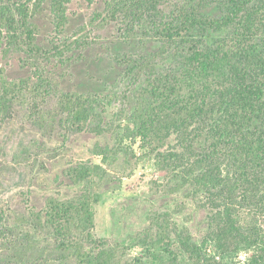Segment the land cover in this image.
<instances>
[{
  "label": "trees",
  "instance_id": "1",
  "mask_svg": "<svg viewBox=\"0 0 264 264\" xmlns=\"http://www.w3.org/2000/svg\"><path fill=\"white\" fill-rule=\"evenodd\" d=\"M34 1L17 2L15 9L0 5V29L9 48L27 54L26 62L39 74V91L50 85L46 75L52 72L51 63H62L67 53L87 49L92 42L84 32L57 49L38 44L31 25ZM213 2L111 0L98 28L114 21L126 23V32L142 27L143 36L158 49L150 55L114 57L125 68L132 91L62 92L58 105L72 133L88 129L97 135L114 131L105 116L115 109L117 120L126 119V138L140 139L160 170L182 174L175 192L191 185L202 196L203 207L211 213L207 239L224 254L252 248L255 254L248 264H264V0H225L218 3L220 15L205 12ZM69 3L50 0L60 34L68 24ZM4 73L0 71L2 113L26 87L7 80ZM130 94L136 102L131 112ZM172 136L176 149L169 152ZM113 153L100 150L97 155L105 162ZM106 174L93 163L71 166L66 175L72 184H84L82 193L66 200L47 199L43 226L62 253L58 264H144L125 260V242L95 234V179ZM247 214L253 223H247ZM4 217L0 211V229ZM144 234L136 245L148 250L153 264H175L163 258L174 253L172 235L190 259L196 257L191 264H229L202 261L188 228L180 231L168 216L156 218ZM129 239L136 243L137 237Z\"/></svg>",
  "mask_w": 264,
  "mask_h": 264
},
{
  "label": "rangeland",
  "instance_id": "2",
  "mask_svg": "<svg viewBox=\"0 0 264 264\" xmlns=\"http://www.w3.org/2000/svg\"><path fill=\"white\" fill-rule=\"evenodd\" d=\"M24 1L0 0V5L12 7ZM110 1L70 0L64 34L56 29L50 0H35L38 7L33 6L34 2L30 4L31 25L41 46L57 49L78 40L84 32L92 42L87 49L67 53L62 63H51L46 90L37 91L38 72L26 62V53L8 47L5 32L0 29V71L4 70L7 80L26 84L25 91L3 113L0 110V211L5 213L0 229V264L59 263L62 253L43 226V214L50 196L66 200L82 193L84 184L74 185L66 175L69 167L81 163L101 165L107 172L102 179H95L94 192L99 198L95 205V234L98 238L125 242L129 246L125 260L153 264L148 250L136 244L156 218L168 216L180 231L188 228L202 261L206 258L229 264L250 263L254 249L224 254L207 239L211 213L203 207L202 196L195 194L191 185L175 192L176 186L182 184V174L160 170L140 139L126 138V119L117 120L115 109H109L105 116L106 124L113 125L114 131L104 135L88 129L72 133L64 123L58 105L60 93L132 91L125 68L114 57L150 55L159 47L143 36L142 27L126 32V23L114 21L100 30L101 16L108 14ZM223 1L214 0L205 12L220 15L218 3ZM129 99L131 112L136 102L131 94ZM175 149L176 137L172 136L166 150ZM100 150L114 153L104 162L97 155ZM245 220L251 224L253 216L247 214ZM133 236L137 237L136 243L129 239ZM151 236L154 240L153 232ZM172 238L173 255L156 252L175 264L193 263L196 257L190 259L176 235ZM69 261L74 262L71 256Z\"/></svg>",
  "mask_w": 264,
  "mask_h": 264
}]
</instances>
